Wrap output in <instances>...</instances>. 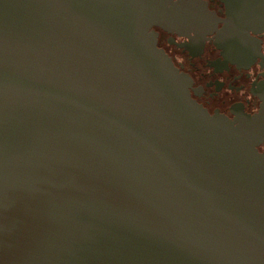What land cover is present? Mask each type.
I'll use <instances>...</instances> for the list:
<instances>
[{
	"label": "water",
	"instance_id": "1",
	"mask_svg": "<svg viewBox=\"0 0 264 264\" xmlns=\"http://www.w3.org/2000/svg\"><path fill=\"white\" fill-rule=\"evenodd\" d=\"M182 8L0 0V264H264V89L234 123L191 100L151 31Z\"/></svg>",
	"mask_w": 264,
	"mask_h": 264
},
{
	"label": "flooded vegetation",
	"instance_id": "2",
	"mask_svg": "<svg viewBox=\"0 0 264 264\" xmlns=\"http://www.w3.org/2000/svg\"><path fill=\"white\" fill-rule=\"evenodd\" d=\"M187 14L166 30L152 27L156 47L189 82L188 93L210 117L230 122L259 113L264 89V8L252 22L225 0H172ZM241 11L235 10L236 14ZM264 154V143L258 148Z\"/></svg>",
	"mask_w": 264,
	"mask_h": 264
}]
</instances>
